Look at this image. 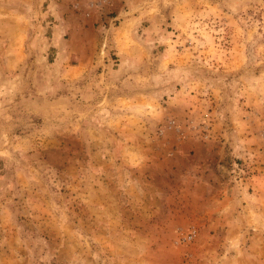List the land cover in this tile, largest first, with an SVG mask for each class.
Listing matches in <instances>:
<instances>
[{
  "label": "rangeland",
  "instance_id": "obj_1",
  "mask_svg": "<svg viewBox=\"0 0 264 264\" xmlns=\"http://www.w3.org/2000/svg\"><path fill=\"white\" fill-rule=\"evenodd\" d=\"M0 264H264V0H0Z\"/></svg>",
  "mask_w": 264,
  "mask_h": 264
}]
</instances>
